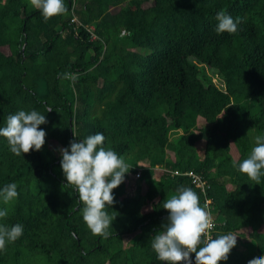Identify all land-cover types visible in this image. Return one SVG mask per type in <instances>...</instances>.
<instances>
[{"label": "trees", "instance_id": "trees-1", "mask_svg": "<svg viewBox=\"0 0 264 264\" xmlns=\"http://www.w3.org/2000/svg\"><path fill=\"white\" fill-rule=\"evenodd\" d=\"M63 2L67 11L46 22L30 0H0V127L21 110L47 120L40 151L16 156L0 137V191H18L7 204L0 197V225L23 226L0 264H164L151 240L181 186L202 207L211 201L215 238L237 237L242 250L220 264L264 256V176L256 184L239 171L257 146L249 131L264 136V0ZM221 10L240 18L235 34L216 33ZM97 132L129 170L105 209L107 238L88 229L61 168L60 150Z\"/></svg>", "mask_w": 264, "mask_h": 264}, {"label": "clouds", "instance_id": "clouds-1", "mask_svg": "<svg viewBox=\"0 0 264 264\" xmlns=\"http://www.w3.org/2000/svg\"><path fill=\"white\" fill-rule=\"evenodd\" d=\"M31 6L39 10L47 22L67 11L63 0H30ZM216 33L235 34L240 18H233L221 10L216 15ZM52 109H48V112ZM47 123L46 117L33 110L19 111L7 117L5 127H0V137L7 139L10 152L16 156L40 151L46 142V132L40 128ZM73 130V129H72ZM74 135L76 136L74 130ZM105 136L101 132L82 140L70 142L68 148L61 149V168L67 180L79 193L83 204V221L93 235L107 238L112 226V217L105 210L115 201L113 191L123 182L129 172L125 160L103 146ZM256 145L248 158L239 163V171L260 184L264 176V136L256 137ZM5 204L18 197L17 185L9 184L0 191ZM163 208L169 212L168 223L164 231L151 240V247L157 259L164 264H220L226 261L231 250L237 244L233 234L218 235L213 238L211 229L213 220L207 205L201 206L200 198L191 188L181 186L175 194L166 199ZM8 215L6 209L0 210V218ZM23 235V226L0 225V251L6 250V244L14 243ZM248 264H264V256L248 261Z\"/></svg>", "mask_w": 264, "mask_h": 264}, {"label": "built area", "instance_id": "built-area-1", "mask_svg": "<svg viewBox=\"0 0 264 264\" xmlns=\"http://www.w3.org/2000/svg\"><path fill=\"white\" fill-rule=\"evenodd\" d=\"M179 174H180L179 171H174V175H179ZM185 174L187 176H190V178L192 179V182L196 186L200 187V189L203 190V189H205L207 187V183L205 181H203L199 175L194 174L193 172H187ZM135 176H136V178H139L141 176V170L137 171ZM210 202H211L210 200H207L205 205H207V207H209ZM207 210L209 211V208ZM210 214H211V212H210ZM212 220H213V225L214 226L211 229V235H212L213 238H215V234L217 233V231H216L217 222L214 220L213 216H212ZM191 259H192V264H195V259L192 256H191Z\"/></svg>", "mask_w": 264, "mask_h": 264}, {"label": "rangeland", "instance_id": "rangeland-1", "mask_svg": "<svg viewBox=\"0 0 264 264\" xmlns=\"http://www.w3.org/2000/svg\"><path fill=\"white\" fill-rule=\"evenodd\" d=\"M205 75L207 76V78H208L210 83H212L213 85H215V86H217V87H219L221 89L223 88V82L221 81L220 78H218V76L216 75V71L215 70H211V69L207 68L206 71H205ZM249 134H250V137H252L253 139L255 137L259 136L258 133L255 130H253V129L249 131ZM170 137H171L172 142L177 141L178 138H179L175 134L174 135L172 134ZM127 240H128V238H125V241H127ZM235 247L238 250H242V248H240L238 243L236 244Z\"/></svg>", "mask_w": 264, "mask_h": 264}, {"label": "crops", "instance_id": "crops-1", "mask_svg": "<svg viewBox=\"0 0 264 264\" xmlns=\"http://www.w3.org/2000/svg\"><path fill=\"white\" fill-rule=\"evenodd\" d=\"M141 170V168H137V171ZM141 174H142V171H141Z\"/></svg>", "mask_w": 264, "mask_h": 264}]
</instances>
